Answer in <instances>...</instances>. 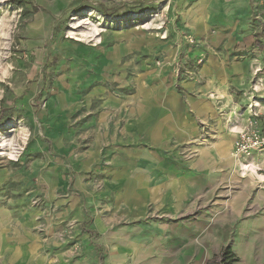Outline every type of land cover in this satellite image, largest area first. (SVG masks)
<instances>
[{
    "label": "rangeland",
    "instance_id": "1",
    "mask_svg": "<svg viewBox=\"0 0 264 264\" xmlns=\"http://www.w3.org/2000/svg\"><path fill=\"white\" fill-rule=\"evenodd\" d=\"M233 2L230 15L229 0H0V31L14 26L0 36V66H13L0 142L30 133L18 160L0 156V264H207L226 247L264 264V151L239 159L255 175L239 165L187 211L158 189L212 125L237 128L236 104L212 124L193 109L236 101L233 61L250 70L241 127L264 119V0Z\"/></svg>",
    "mask_w": 264,
    "mask_h": 264
},
{
    "label": "crops",
    "instance_id": "2",
    "mask_svg": "<svg viewBox=\"0 0 264 264\" xmlns=\"http://www.w3.org/2000/svg\"><path fill=\"white\" fill-rule=\"evenodd\" d=\"M229 2L230 15H233V11L236 10L237 6L235 2H233V0H229ZM232 25L233 24L231 23V27H233ZM205 26L206 25L204 24L203 27ZM238 64V62L233 61L236 101L217 102L218 104H216V102L196 103L194 104L193 109L195 110V114L197 116L209 121V123L212 124V120L216 119V117L217 119H220V115H218L217 112L218 105L221 104L220 107L222 108L227 107L228 105L233 103L236 104L237 127H241L242 123L240 122V120L245 113L241 115L240 105L244 100H246L245 94L248 91H251V86H249V82H247L246 78L248 75H250V70L247 69V67H249L248 61L245 60L244 65L246 67L243 68L242 66L239 67ZM246 73L248 74L245 76L246 81H244V74ZM245 89H248V91H246ZM260 98L264 99V95ZM263 120H258V124L260 126H263ZM179 121L180 124L176 128V132L178 131L180 133L179 139H182L181 141L188 144L193 140L194 137H197V134H195L196 128L194 129V119H190L189 117L185 116L179 117ZM210 129L213 133L212 139L209 138L207 140V143L200 142L197 145H187V148L197 152H195V154L188 159L181 158L177 162L175 161V166L171 174L172 176L169 177V174L167 176V174L164 172H158V181H165V183L159 182L158 189L160 191L163 189V200H166L167 202L171 200L173 202L172 207L177 206L179 208L183 205V203H186L185 211H187L189 207L192 208V205L188 204V199L198 195L201 189L210 188L214 190V188L229 185L230 178H236L234 173L232 175L230 174L232 171H236L238 173L239 163L241 167V162L239 161V163H237V159L232 157V152L234 150L233 146L237 134H234L229 130L230 124L226 126L223 125L222 122H219V125L217 126L212 125ZM181 141L178 140V143ZM168 177L169 179L166 180ZM238 178L242 177H237V180ZM182 212L183 210L181 212L179 210H176L177 214H182ZM83 225H86V223ZM192 237H194V234L192 235ZM190 247L191 246H189V248ZM184 263L204 264L202 261L198 260H195L194 263L193 261L187 260Z\"/></svg>",
    "mask_w": 264,
    "mask_h": 264
},
{
    "label": "clouds",
    "instance_id": "3",
    "mask_svg": "<svg viewBox=\"0 0 264 264\" xmlns=\"http://www.w3.org/2000/svg\"><path fill=\"white\" fill-rule=\"evenodd\" d=\"M13 27L14 26L9 22L4 25V30L0 31V36L4 37L5 41H7L10 38L11 33L13 31ZM68 35L71 36L72 33H69ZM10 46L11 45L8 42H4L3 44H0V48L3 49H8L10 48ZM2 54L3 53H0V55ZM12 67L13 66L11 64L7 66H0V81L6 80L10 76ZM245 131L246 128L244 127H237L232 129V132L234 134H242ZM29 136L30 133L28 132V130L21 128L20 131L16 133L11 139L0 142V148L7 147L8 149L7 151H0V156H6L9 160L12 161L18 160L20 157V153L23 151V146H26L27 144ZM18 141L23 142L19 150L17 148ZM242 167H243V171L241 172V175H249V174L255 175V169L251 165H244ZM256 179L264 182V175L256 176Z\"/></svg>",
    "mask_w": 264,
    "mask_h": 264
},
{
    "label": "built area",
    "instance_id": "4",
    "mask_svg": "<svg viewBox=\"0 0 264 264\" xmlns=\"http://www.w3.org/2000/svg\"><path fill=\"white\" fill-rule=\"evenodd\" d=\"M258 117L259 114L254 111L243 126L246 131L237 134L233 153L238 160L251 158L264 151V126L258 124Z\"/></svg>",
    "mask_w": 264,
    "mask_h": 264
},
{
    "label": "trees",
    "instance_id": "5",
    "mask_svg": "<svg viewBox=\"0 0 264 264\" xmlns=\"http://www.w3.org/2000/svg\"><path fill=\"white\" fill-rule=\"evenodd\" d=\"M39 8V7H37ZM115 9V8H114ZM39 10V9H38ZM114 11V10H113ZM113 11L111 12L113 14ZM83 231L89 233L91 237H96L98 232L91 228H86V225H83ZM104 261V254L100 253L99 255V262L103 264ZM240 262L239 258L234 254L233 250L230 247L224 248L221 253L220 257L217 255L209 261L207 264H237Z\"/></svg>",
    "mask_w": 264,
    "mask_h": 264
},
{
    "label": "bare ground",
    "instance_id": "6",
    "mask_svg": "<svg viewBox=\"0 0 264 264\" xmlns=\"http://www.w3.org/2000/svg\"><path fill=\"white\" fill-rule=\"evenodd\" d=\"M234 154V153H233ZM235 157V156H234ZM238 161V163H239V160H237ZM239 165H240V163H239ZM241 166H244L243 164H241Z\"/></svg>",
    "mask_w": 264,
    "mask_h": 264
}]
</instances>
